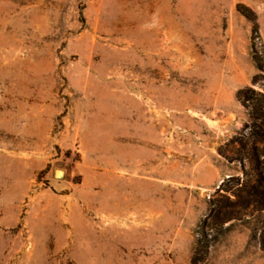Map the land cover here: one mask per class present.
<instances>
[{
    "label": "rangeland",
    "instance_id": "rangeland-1",
    "mask_svg": "<svg viewBox=\"0 0 264 264\" xmlns=\"http://www.w3.org/2000/svg\"><path fill=\"white\" fill-rule=\"evenodd\" d=\"M262 114L264 0H0V264H264Z\"/></svg>",
    "mask_w": 264,
    "mask_h": 264
},
{
    "label": "trees",
    "instance_id": "trees-1",
    "mask_svg": "<svg viewBox=\"0 0 264 264\" xmlns=\"http://www.w3.org/2000/svg\"><path fill=\"white\" fill-rule=\"evenodd\" d=\"M254 70L258 73L261 72L260 67L257 65H253ZM255 115V114H254ZM264 115L262 114L261 118L252 117L251 125H250V135L261 142H264Z\"/></svg>",
    "mask_w": 264,
    "mask_h": 264
},
{
    "label": "water",
    "instance_id": "water-1",
    "mask_svg": "<svg viewBox=\"0 0 264 264\" xmlns=\"http://www.w3.org/2000/svg\"><path fill=\"white\" fill-rule=\"evenodd\" d=\"M61 175H62L61 171H59V170H56V171H55L54 176H55L56 178H60Z\"/></svg>",
    "mask_w": 264,
    "mask_h": 264
}]
</instances>
